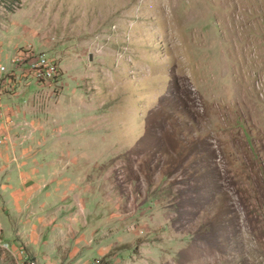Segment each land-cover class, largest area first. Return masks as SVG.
<instances>
[{
    "label": "rangeland",
    "instance_id": "rangeland-1",
    "mask_svg": "<svg viewBox=\"0 0 264 264\" xmlns=\"http://www.w3.org/2000/svg\"><path fill=\"white\" fill-rule=\"evenodd\" d=\"M11 2L0 94L44 172L12 218L57 216L0 232V264H264V0Z\"/></svg>",
    "mask_w": 264,
    "mask_h": 264
},
{
    "label": "crops",
    "instance_id": "crops-1",
    "mask_svg": "<svg viewBox=\"0 0 264 264\" xmlns=\"http://www.w3.org/2000/svg\"><path fill=\"white\" fill-rule=\"evenodd\" d=\"M5 82V80L1 82L0 89L4 88L5 84H9ZM30 85H32V83H29L28 86ZM8 104H11L9 99L0 94V117L2 118L0 122L3 125L4 121L9 122L7 128L3 127V129H0V174L7 172L2 179L0 178V202H9V207H13L14 204L15 209L11 211L10 208V215L7 216V214H5L0 208V232L12 231L16 229L20 231V233H33V239L35 237L34 233L38 232L36 239L39 240V238H41V231L48 225L52 224V218L56 219L57 215L52 217H49L48 215L49 218L48 221H46L44 218V215L46 214L42 212V215L39 214L35 216V210L33 212L32 209L30 214L28 213L25 215L26 219L23 221L18 219V216L16 218H12L14 215L12 212H21V209H18L15 204H18V206L20 205L22 208L24 203L27 201L28 195L26 193L29 192H26L25 189L28 186L31 185L33 188L31 192L32 197L34 194L38 193L37 190L41 192L40 183L43 182L41 179L44 177V172L38 171L36 165L34 166L31 163V154L34 152L33 149H35V146L30 143L28 144L21 137V127L18 125L17 120L16 127H14V113L18 112L20 118L22 116L23 119L26 114H31H29L24 107L20 106L19 108V105L13 106V109L11 108L8 110ZM13 110L15 111L14 113L12 112ZM5 111L10 112L7 113ZM29 119L30 118H28V120ZM30 135L31 134H29V136ZM12 168V173H14V175L9 174ZM37 185L38 189H35ZM14 226H16V228ZM30 228H33V231Z\"/></svg>",
    "mask_w": 264,
    "mask_h": 264
},
{
    "label": "built area",
    "instance_id": "built-area-1",
    "mask_svg": "<svg viewBox=\"0 0 264 264\" xmlns=\"http://www.w3.org/2000/svg\"><path fill=\"white\" fill-rule=\"evenodd\" d=\"M10 59L13 68L32 73V77L38 83L50 84L51 80L60 74V68L54 58L48 57L44 52L36 51L31 46L20 48ZM3 69L4 67H0V71Z\"/></svg>",
    "mask_w": 264,
    "mask_h": 264
},
{
    "label": "trees",
    "instance_id": "trees-1",
    "mask_svg": "<svg viewBox=\"0 0 264 264\" xmlns=\"http://www.w3.org/2000/svg\"><path fill=\"white\" fill-rule=\"evenodd\" d=\"M0 1H2V0H0ZM4 1L7 2V7H8V8H11V7H10V5H11V3H12L11 0H4ZM11 9H12V8H11Z\"/></svg>",
    "mask_w": 264,
    "mask_h": 264
}]
</instances>
